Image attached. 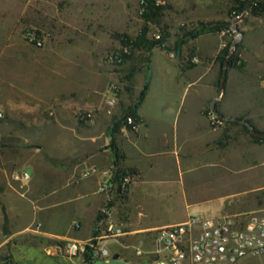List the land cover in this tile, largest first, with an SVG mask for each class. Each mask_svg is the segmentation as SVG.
Returning <instances> with one entry per match:
<instances>
[{
  "label": "crops",
  "instance_id": "crops-1",
  "mask_svg": "<svg viewBox=\"0 0 264 264\" xmlns=\"http://www.w3.org/2000/svg\"><path fill=\"white\" fill-rule=\"evenodd\" d=\"M140 1L0 0V112L6 118L4 129L7 133L1 135L0 140L15 138L16 143L26 145L25 148H8L11 150L8 157L0 155V174L5 175V179L0 181V204L7 201L13 173L25 170L27 165L34 169L29 159L35 155H46L43 143L46 138H51V142L62 143L66 148L58 153L59 160H50V166L53 171H61L64 175L61 189L69 188L77 195L66 203L70 205L66 208V204L54 199L57 189L37 191L33 188L34 178L30 176L33 192L45 194L36 196L34 207L44 215L45 210L63 206L56 216L58 219H55L59 230L47 231V236L86 241L94 231L104 200V195L99 192L101 182L113 169L125 172L134 169L135 174L131 173L132 182L120 209L114 206L116 200L113 203V225L120 227L124 234L118 239L105 241L104 245L111 240L119 241L125 250L124 258L133 264L140 261L160 264L153 255L154 250L143 251L137 247L144 255L135 258L129 251L135 244H143L141 235L147 231L170 225L141 227L132 223L129 206L135 191H154L164 198L184 200L190 186L180 177L184 171L191 173L199 166L194 161L197 158H203L212 168H221L222 171L215 172L216 175L249 173L246 183L250 187L259 184L262 176L257 172L264 170V140L249 142L246 136L253 137L246 134L244 125L239 123L222 120L218 128L209 126L205 109L215 98L216 61L210 65L207 59L218 54L221 42L220 35L212 34H203L189 41L197 60L191 67L184 65L183 51H179L178 57L154 48L148 68L135 74L130 93L132 98H138L147 83L146 92L136 109L139 117L137 129L113 128V122L135 99L121 106L117 97L116 106L108 113L104 100L108 86L115 83L117 77L114 71L100 70L93 65L102 63L107 49L120 45L118 35L133 37L138 33L143 23L139 14ZM165 5V18L173 22L179 15V25L183 22L215 23L227 21L226 8L230 7L231 0H165ZM30 27L50 31L51 36L42 48L22 38V31ZM238 27L242 32L240 56L243 65L240 70H228L219 113L244 119L256 131L264 132V19L247 16ZM155 53L162 56L164 66L155 73V79L151 76L147 80ZM174 63L181 71L198 67L197 79L211 74L205 87L207 93L204 95L196 90L194 98L185 107L180 132L179 121H176L178 110L174 105H168L157 92L161 87L173 91L178 78L179 86L183 85L184 72L177 73ZM140 72L144 75L136 87L135 80ZM79 109H97L93 125L82 124L75 119V112ZM232 135L243 142L237 150L242 161L237 170L231 168V154L226 145ZM221 138L225 143H221ZM111 141H114L116 154ZM15 150H19L20 155ZM209 154L218 155L215 162L206 161ZM20 156L24 157L23 163L18 161ZM15 162L22 167L10 170V180L7 172ZM90 169L92 171L83 177L82 173ZM252 190L257 189L250 188ZM46 195L52 202L38 205ZM75 198L79 204H74ZM225 207L199 217L220 216ZM121 239L136 242L128 245ZM119 257L117 252H113L114 259Z\"/></svg>",
  "mask_w": 264,
  "mask_h": 264
},
{
  "label": "rangeland",
  "instance_id": "rangeland-1",
  "mask_svg": "<svg viewBox=\"0 0 264 264\" xmlns=\"http://www.w3.org/2000/svg\"><path fill=\"white\" fill-rule=\"evenodd\" d=\"M260 3L264 5V0H261ZM165 7L166 5L164 3L159 16L150 20L146 24L148 29L147 37L149 39H158L154 36L159 35V37L164 39L165 46L170 50L169 52L175 56L179 57V51H183V63L186 67L193 66V64H195L197 61L195 59L196 54L193 47L190 46L189 41L200 35L193 39L185 40L179 49L176 47V44L181 40L185 33L199 31L201 29H210L209 32L204 34L221 36L218 54H216L215 57L211 56L207 59L210 65L213 63V61H216V97L223 62L236 38L233 30L229 27V23L241 15L242 12H240L239 3H237L235 0H231L230 7L228 9L226 8V22H183L181 25H179V15L173 19L174 23L168 21L165 18ZM247 16L264 19V12L258 16H255L249 14L248 10L244 19ZM143 25L144 21L139 30ZM239 25L240 22L238 23V26ZM43 31L50 33L49 30ZM183 45H185L184 48L182 47ZM112 51H122V47L119 45L116 48L107 49L102 63L100 65L93 66H96V68L100 70L103 69L104 71L115 72L117 77V81L115 83L119 84L120 86V90L118 92L119 103L121 106H125L132 102V100L135 98H132V94L127 92L125 88L126 83H120V78L127 74L131 67L136 69L138 68L139 71L141 69L147 68V65L145 64L146 53L138 51L133 62L123 61L120 64L114 66L109 65L106 62V56ZM226 51L227 55L225 56ZM231 58H233V60L228 66L227 72L228 70L232 71L233 68L240 70L243 65L241 60L242 58L240 56V42L236 44V48L230 59ZM174 65L176 66L174 68L177 70V73L184 72L183 78L185 80L183 85L179 86L178 78L173 91L171 88L167 90L161 87L157 89V92L161 95V97H163V100H165L168 105H174L175 109L178 110L176 121H179L180 132L183 125L185 107L188 106L191 100L194 98V92L196 90L199 89L204 95L207 93V89H205V87L208 80L210 79L211 74H206L204 76L202 75L199 77V79H197L199 75L198 67L181 71V69L177 67V63H174ZM163 66L164 59L160 54L155 53L153 55L152 70L150 72L148 71L147 80H149L151 76L155 79V73L160 71ZM137 72L138 71L134 73V77ZM143 75L144 72H140V74H138L135 80L136 87H138ZM200 79V83L197 84ZM133 82L134 78L131 85H133ZM221 96L215 102V107L218 112ZM212 101L208 103L205 109V115L208 119L209 126L212 128H218L221 126L223 121L219 119V123H215L214 125L211 124L212 118L216 117L211 111ZM5 122V116L0 117V136L7 134L5 133L6 130L4 129ZM243 129L246 131L245 128ZM227 130L228 128H226V131ZM247 133L248 132L246 131V134ZM230 137V141H226V145L229 146V152L231 154L229 163H231L232 170H237L242 162L240 159V154L237 152V150L240 149V147L243 145V142L236 136L233 137L232 135ZM246 139H248L249 142L259 141L257 139L254 140V138H249L248 136H246ZM45 140L46 141L43 144L45 146L46 155L40 154L31 157L29 160H31V164L33 165L34 169L27 165L25 166V170L29 172L32 178H34L33 188L35 190L42 191L53 190L54 188L57 189L56 191L58 194L55 195L54 199L58 200V203L64 205L74 200L71 198L75 197L77 193L69 188L61 189L63 188L65 182L64 175L61 171L52 170V166H50V160H59L58 153H61L62 151L64 152L66 147L62 143L58 144L51 142V138H46ZM220 140L222 144L225 143L223 142L225 139L221 138ZM19 146L24 148L26 147L25 144L16 143L15 138L0 140V155L3 157H8L11 151L8 148ZM19 152V150H15V153L18 155H20ZM217 156V154H209L206 161L209 163L215 162ZM18 161L23 163L24 157H18ZM194 161H197L199 166L191 170V173L190 171H184L183 175L180 177L181 180L186 183V185L190 186V188L186 189L188 195L187 198L184 200L179 198L178 201L174 197L164 198V196L160 193L138 189L131 198L129 206V215L132 223L141 227L175 224L177 222L186 220L189 216H205L209 212H217L218 209L224 205H226V207L224 208L222 215L242 213L253 210L264 211V170L260 169L257 172L258 176H262V182L251 185L250 187V185L245 181L246 178L248 179L249 173H244L239 176L235 175L234 173H225L222 176L216 175L215 172L222 171L221 168H212V165H209L203 161V158H197ZM19 162L13 163L7 172L10 180V170H17L22 167ZM245 171L247 170H242V172ZM250 178L251 177H249V179ZM253 178L254 177H252V179ZM3 179H5V175L2 174L1 176L0 174V181ZM31 184L32 182L30 181L26 185L22 186L20 182L11 180V185L8 186L7 201L3 204H0V264H79V258H70L64 251L66 241L70 239L52 238L51 236H47V234H45L47 231L59 230L60 226L55 225V221L58 220L55 219H58L56 216L62 211L63 206L57 207L56 209L50 208L49 210H45L44 215L39 214L38 212L40 211L34 207L35 199L36 196H44L45 194L34 193ZM250 188H256L257 190L250 191ZM115 200L116 203L114 206H117L120 209V204L125 200V197L121 199L115 198ZM51 202L52 199L46 195V198H44V200L38 205L45 206L46 203L50 204ZM79 202L80 201L77 199L74 204H79ZM69 206L70 205L66 204L64 207L67 208ZM52 209H54V211H52ZM45 216L48 218L47 220ZM156 229L149 230L144 235H141V237L143 236L142 239L144 240L143 244H135V247H131L129 249V251L132 253V258H135L134 256L140 257L144 255V252L143 255L140 256L135 254L137 247L143 251L154 250L153 238L156 234ZM121 241L128 245H133L136 242L132 239H121ZM105 246L108 250V256L106 258L96 259L94 264H133L131 261H127L124 258L123 254L125 250H123V247L119 244V241L117 242L115 240H111L106 243ZM113 252H117L120 257L114 259ZM134 264L148 263L145 261H140ZM245 264H264V255L248 260Z\"/></svg>",
  "mask_w": 264,
  "mask_h": 264
},
{
  "label": "built area",
  "instance_id": "built-area-1",
  "mask_svg": "<svg viewBox=\"0 0 264 264\" xmlns=\"http://www.w3.org/2000/svg\"><path fill=\"white\" fill-rule=\"evenodd\" d=\"M165 0H153V7L160 8ZM143 1H140L139 12H144ZM159 38V35H155ZM22 38L29 44L42 48L50 38V33L37 29L25 28ZM122 51H112L106 56L109 65L122 62ZM119 84L108 86L104 108L108 113L116 106ZM97 109H79L75 112V119L86 125H93ZM0 117L1 112H0ZM125 126L135 131L139 121L132 116H125ZM219 123L213 117L211 124ZM91 169L82 173L86 177ZM118 169L109 172L108 178L101 182L99 192L104 195L99 209V216L91 237L86 241L68 240L64 246L66 255L79 258V264H94L98 258H106L108 250L105 241L118 239L123 236L120 227L113 225V203L115 198L125 197L132 182L130 172L119 173ZM12 178L23 185L30 181V174L21 170L13 173ZM39 226V225H38ZM78 225L76 224V227ZM153 246L156 261L160 264H245L248 260L264 255V211L253 210L242 213L220 215L209 218L189 216L185 221L166 225L155 230ZM88 254L89 259L84 255ZM136 255H142L136 250Z\"/></svg>",
  "mask_w": 264,
  "mask_h": 264
},
{
  "label": "trees",
  "instance_id": "trees-1",
  "mask_svg": "<svg viewBox=\"0 0 264 264\" xmlns=\"http://www.w3.org/2000/svg\"><path fill=\"white\" fill-rule=\"evenodd\" d=\"M142 1H143L142 6L144 7V12L141 14V16H142V19L144 21V25L141 27V29L139 30L138 34L135 37L129 36L127 34H120V35H118V38H119L120 46L122 47V49H126V51H127V53L121 54L122 62L123 61L133 62V60L136 57V53L138 51H141V52L146 53L145 64L147 65V68H148L149 56H150L151 51L154 48H159V49L165 50L167 52H169L170 50L165 46V42H164L163 38L159 37L158 39H149L147 37L148 29H147L146 24L150 20L159 16L162 7L154 8L153 7V0H142ZM235 1L237 3H239L240 12H242V10L245 7L248 0H235ZM260 1L261 0H251V4H250V8H249V14L258 16L262 12H264V5H262L260 3ZM209 31H210V29H201L199 31H191V32L185 33L182 36L181 40L179 42H177L176 47L180 49V46L183 44V42L185 40L193 39L196 36L207 33ZM226 55H227V51L225 53V56ZM232 60H233V58H231L229 60L228 66L232 63ZM136 71H139V69L131 67V69H129L128 73L120 78V83H124V82L126 83L125 88H126L128 93L132 92L131 83H132V80L134 78V73ZM146 88H147V83L144 84L143 89L141 90L139 97L136 98L128 107L124 108L122 111L121 117H119V119L117 121L113 122V128L117 127V126H125V123H124L125 116H132L135 119V121H139V117L136 114V109H137L139 103L141 102L145 92H146ZM230 123L236 124V122H230ZM125 127L127 130H131L129 126H125ZM243 127L250 134V136L253 137L254 139L264 140V138L254 137L250 133V131L247 129L246 126H243ZM111 147L113 149L114 154H116L117 150H116V147L114 145V141H111ZM120 172L125 173V171H123V170H118V173H117L115 179H118ZM129 172L135 174L134 169L129 170ZM84 258L89 259V256L87 253L84 255Z\"/></svg>",
  "mask_w": 264,
  "mask_h": 264
},
{
  "label": "water",
  "instance_id": "water-1",
  "mask_svg": "<svg viewBox=\"0 0 264 264\" xmlns=\"http://www.w3.org/2000/svg\"><path fill=\"white\" fill-rule=\"evenodd\" d=\"M250 4H251V0H248L246 5H245V7L242 10L241 15L236 17L235 19H233L229 23V27L233 30L236 38H235V41L232 43V46H231V48H230V50L228 52V55H227V57L225 58V60L223 62L221 77H220V80H219L218 92H217L216 97L213 99V101L211 103V111L213 112V114L218 119H221L223 121L236 122V123L242 124V125L246 126L249 129L250 133L253 136L264 138V132L256 131L253 128V126L248 121H246L244 119H241V118H238V117H229V116L222 115L221 113H219L217 111V109L215 107V102L221 96V94L223 92V89H224V83H225V80H226V74H227L229 59H230L231 55L233 54V52H234V50L236 48V44L238 42H240V39H241L242 32H241V30L238 27V23L241 22L244 19V17L247 15V12L249 10Z\"/></svg>",
  "mask_w": 264,
  "mask_h": 264
}]
</instances>
